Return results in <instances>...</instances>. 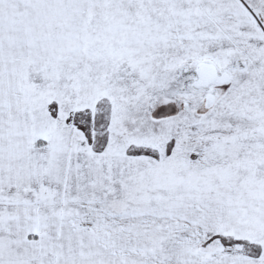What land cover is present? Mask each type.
<instances>
[{"label":"snow or ice","instance_id":"1","mask_svg":"<svg viewBox=\"0 0 264 264\" xmlns=\"http://www.w3.org/2000/svg\"><path fill=\"white\" fill-rule=\"evenodd\" d=\"M0 264H264V0H0Z\"/></svg>","mask_w":264,"mask_h":264}]
</instances>
